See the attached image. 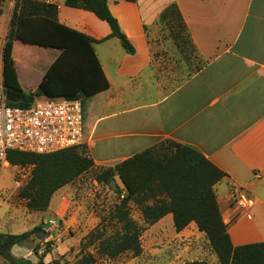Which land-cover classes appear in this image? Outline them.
I'll return each instance as SVG.
<instances>
[{
  "label": "crops",
  "instance_id": "crops-1",
  "mask_svg": "<svg viewBox=\"0 0 264 264\" xmlns=\"http://www.w3.org/2000/svg\"><path fill=\"white\" fill-rule=\"evenodd\" d=\"M34 1L57 5L58 23L66 28L97 41L111 35L92 12L64 0ZM15 2L7 0L0 13L6 33ZM107 4L135 52L127 53L117 38L93 45L110 86L76 99L95 164L117 165L164 140L191 146L227 174L215 193L233 245L264 243V0ZM173 4L192 42L185 50L168 34L158 39L164 31L157 30L159 18ZM59 55L15 41L17 83L11 85L35 92ZM240 196L249 205L240 204ZM190 228L199 232L191 223L178 234Z\"/></svg>",
  "mask_w": 264,
  "mask_h": 264
},
{
  "label": "trees",
  "instance_id": "trees-1",
  "mask_svg": "<svg viewBox=\"0 0 264 264\" xmlns=\"http://www.w3.org/2000/svg\"><path fill=\"white\" fill-rule=\"evenodd\" d=\"M7 0H0V13ZM135 2L136 0H127ZM64 5L94 13L111 28V35L101 41L66 28L58 23V6L34 0H16L9 22L4 48V72L15 78L12 68V48L15 41L38 47L57 49L60 55L45 73L35 92H25L4 81V91L16 98L11 105L30 107L37 97L74 99L82 94L88 98L109 89V81L95 54L93 45L109 38H117L124 50L133 54L135 48L121 30L111 13L107 0H64ZM158 24L168 30L173 44L185 50L191 47L187 27L176 5L169 6ZM16 80V79H15ZM14 81V80H13ZM7 163L11 166H32L31 177L21 192L27 208L42 211L49 207L54 194L95 167L86 145L51 154L10 151ZM105 176H117L123 203L142 197L152 201L144 207L145 218L154 223L171 214L177 232L195 223L205 234L220 264H264V243L235 247L228 232L215 193V186L227 174L214 165L197 149L164 140L123 160L114 168L104 170ZM107 180V179H105ZM143 203V202H141ZM36 228L22 234H0V255L10 264H38L13 256L11 249L29 239ZM124 234L116 240H106L104 253L116 257L127 251H140V230L129 219ZM92 255L75 264H93ZM41 264V262H39ZM52 264H61L54 261ZM191 264H209L194 261Z\"/></svg>",
  "mask_w": 264,
  "mask_h": 264
},
{
  "label": "rangeland",
  "instance_id": "rangeland-1",
  "mask_svg": "<svg viewBox=\"0 0 264 264\" xmlns=\"http://www.w3.org/2000/svg\"><path fill=\"white\" fill-rule=\"evenodd\" d=\"M160 29L159 25L157 30ZM167 34L168 30L160 31L158 39ZM7 35L6 25L0 20V90L4 81L17 83V73L13 79L4 72L5 46H2ZM12 64L15 72L16 62ZM85 145L91 156L88 144ZM115 166L95 164L93 169L58 190L48 208L35 211L27 208V200L20 195L33 167L6 163L0 173V234L18 235L41 229L14 246L13 256L38 264L54 261L75 264L89 255L95 258L93 264H191L194 261L220 264L204 233L190 228L178 234L171 214L150 223L145 218L144 207L152 201L141 196L123 203L125 191L121 190L119 178L115 175L106 178L102 174ZM127 219L140 230V251H127L116 257L106 255L102 245L124 234ZM41 232L44 237L40 236ZM0 264L10 263L0 255Z\"/></svg>",
  "mask_w": 264,
  "mask_h": 264
},
{
  "label": "built area",
  "instance_id": "built-area-1",
  "mask_svg": "<svg viewBox=\"0 0 264 264\" xmlns=\"http://www.w3.org/2000/svg\"><path fill=\"white\" fill-rule=\"evenodd\" d=\"M84 144L83 108L76 98L43 97L19 107L0 90V173L10 151L51 154ZM239 203L249 205L244 196Z\"/></svg>",
  "mask_w": 264,
  "mask_h": 264
},
{
  "label": "water",
  "instance_id": "water-1",
  "mask_svg": "<svg viewBox=\"0 0 264 264\" xmlns=\"http://www.w3.org/2000/svg\"><path fill=\"white\" fill-rule=\"evenodd\" d=\"M7 99L10 101V102H15L16 101V98L10 94H7ZM44 232H41L40 233V236L44 237Z\"/></svg>",
  "mask_w": 264,
  "mask_h": 264
}]
</instances>
